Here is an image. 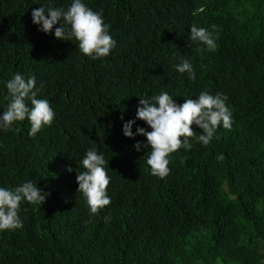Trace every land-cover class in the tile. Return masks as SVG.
<instances>
[{"label":"trees","instance_id":"16d2710c","mask_svg":"<svg viewBox=\"0 0 264 264\" xmlns=\"http://www.w3.org/2000/svg\"><path fill=\"white\" fill-rule=\"evenodd\" d=\"M81 2L115 41L107 57L58 40L59 23L49 34L33 23L34 9L67 11L72 0H0V115L17 73L35 77L55 113L34 137L27 118L0 129V188L30 181L50 193L43 205L22 201L23 226L0 231V264H264V0ZM192 26L214 50L190 40ZM184 60L195 80L177 71ZM204 91L227 97L231 128L221 122L205 146L194 126L191 149L153 176L151 149L134 147L146 137H125L123 123L151 131L136 119L139 99L167 92L179 105ZM90 149L110 178L111 203L96 215L76 182Z\"/></svg>","mask_w":264,"mask_h":264},{"label":"clouds","instance_id":"9594fccd","mask_svg":"<svg viewBox=\"0 0 264 264\" xmlns=\"http://www.w3.org/2000/svg\"><path fill=\"white\" fill-rule=\"evenodd\" d=\"M32 18L33 23L40 26L39 30L45 34L51 33L59 23L60 27L55 28V37L63 41L74 38L78 42L79 51L93 60L107 57L115 47V41L108 34L101 15L93 12L81 0H72L67 11L62 8L49 7L45 10L44 7H39L32 11ZM189 38L194 42L199 41L209 50L216 47L215 40L203 27L192 26ZM176 68L180 73L187 72L195 80L193 66L188 60L182 61ZM6 87L11 102L0 115V129L10 131L15 122L27 118L31 125L29 136L34 137L42 127L52 124L55 113L46 99H37L35 77L25 80L17 73L7 82ZM226 100V96H213L207 91L201 92L198 99H187L179 105L167 92H162L151 100L139 99L136 119L145 122L151 131L138 127L134 134L133 120L123 123V134L130 139L135 135L146 137V144L137 142L134 147L138 152L142 147L151 149L146 163L153 176L164 179L170 172L169 155L182 147L191 149L189 141L196 135L194 126L202 130L198 141L205 146L212 140L221 122L225 129L231 128V112L226 106ZM27 101H30L31 108ZM15 130L19 131V128ZM106 163L108 162L102 153L90 149L82 160L85 171L75 170L78 193H82L86 199L91 215L98 214L111 203L107 195L110 178L105 170ZM67 171L71 173L73 169L68 167ZM48 195L50 193H42L30 181L11 190L0 188V231L15 230L23 226L18 215L22 201L43 205Z\"/></svg>","mask_w":264,"mask_h":264},{"label":"rangeland","instance_id":"374dc122","mask_svg":"<svg viewBox=\"0 0 264 264\" xmlns=\"http://www.w3.org/2000/svg\"><path fill=\"white\" fill-rule=\"evenodd\" d=\"M259 248H260V251H264V244L259 243Z\"/></svg>","mask_w":264,"mask_h":264}]
</instances>
